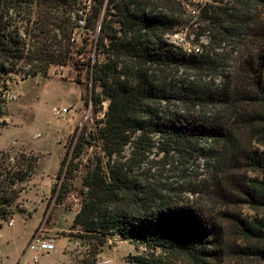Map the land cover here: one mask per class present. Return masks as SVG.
Returning <instances> with one entry per match:
<instances>
[{"label":"trees","instance_id":"16d2710c","mask_svg":"<svg viewBox=\"0 0 264 264\" xmlns=\"http://www.w3.org/2000/svg\"><path fill=\"white\" fill-rule=\"evenodd\" d=\"M93 1L92 98L109 105L67 145L52 196L71 191L95 147L74 226L96 252L117 233L194 264L230 254L264 264V0H211L192 12L183 0ZM81 12L80 0H0V74L66 66ZM179 29L200 44L172 42ZM7 125L0 117V135ZM38 163L32 151L0 149V229Z\"/></svg>","mask_w":264,"mask_h":264},{"label":"rangeland","instance_id":"374dc122","mask_svg":"<svg viewBox=\"0 0 264 264\" xmlns=\"http://www.w3.org/2000/svg\"><path fill=\"white\" fill-rule=\"evenodd\" d=\"M80 1L86 8V13L80 17L84 21L89 20L88 12L94 1ZM183 1L190 2L189 12L197 10L198 4L211 2ZM256 15L258 23L264 24V7L258 6ZM85 24L79 22L76 41L71 46L72 58L66 66L52 65L46 76L38 75L28 79H23L21 72L0 74V117L8 123L0 135V149L32 151L39 156L36 173L27 183L21 208L16 213L19 216H14V226H8L12 222L10 220L0 230V264H34L33 253L28 250L33 237L41 231L45 238L58 240L55 241L54 251L39 254V264H137L135 262L138 257L147 258L150 264H194L174 253L148 249L117 233L108 235L98 252L89 241L81 237L84 231L74 226V219L81 208L82 179L92 166L95 147L88 148L83 155L82 165L76 171L77 177L72 180L71 191L60 201L52 196L53 187L57 185L60 188L63 182V178L59 180L57 174L67 145L76 132L78 136L83 131H91L96 122L104 118L109 105L102 97V103L96 106L92 98L91 65L95 62L99 26L88 28ZM26 27L31 28L28 25ZM189 32H192L191 29H179L177 34L168 38L186 50H193L200 43L191 44L194 37H189ZM202 42H206V39L202 38ZM27 68L21 66L22 70ZM42 204H45L43 213L38 210ZM36 210L38 212L30 218ZM242 213L250 216L254 212L244 206ZM242 263L261 264L256 259L235 258L233 254L221 263L212 264Z\"/></svg>","mask_w":264,"mask_h":264},{"label":"built area","instance_id":"2783aa9c","mask_svg":"<svg viewBox=\"0 0 264 264\" xmlns=\"http://www.w3.org/2000/svg\"><path fill=\"white\" fill-rule=\"evenodd\" d=\"M81 14H84V13L81 12ZM79 22L81 24H83L85 21L81 19ZM75 38H76V36L74 35V37L72 39V42H74V43L76 41ZM189 50L191 51V49H189ZM63 112H67V110H64ZM54 249H55L54 241L52 239L45 238L44 235L42 234V231H41L40 233H38L37 235H35L33 237L28 251L33 253L32 260H33L34 264H38L40 253L47 254V253L54 251Z\"/></svg>","mask_w":264,"mask_h":264},{"label":"crops","instance_id":"0c3cea01","mask_svg":"<svg viewBox=\"0 0 264 264\" xmlns=\"http://www.w3.org/2000/svg\"><path fill=\"white\" fill-rule=\"evenodd\" d=\"M45 204H42V206H40V208L38 209V210H40L42 213L44 212V210H45V206H44ZM38 210H36V211H34V213H32V215H30V218H32L37 212H38ZM22 217H26L24 214H20ZM17 216H19V215H16L15 217H17ZM15 217H14V219H12V222H11V224L10 225H8L9 227H13L14 226V224H15ZM5 226L6 225H4V227L3 228H5ZM3 228H1L0 230H3ZM33 233L34 232H32V234H31V236L33 235ZM56 240H58V238L57 239H53V241H54V243H55V241ZM55 249H56V246H55ZM54 249V250H55ZM28 254V253H27ZM25 255H26V253H25ZM40 257V256H39ZM39 260H40V258H39ZM39 264V263H38Z\"/></svg>","mask_w":264,"mask_h":264}]
</instances>
